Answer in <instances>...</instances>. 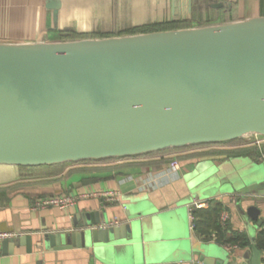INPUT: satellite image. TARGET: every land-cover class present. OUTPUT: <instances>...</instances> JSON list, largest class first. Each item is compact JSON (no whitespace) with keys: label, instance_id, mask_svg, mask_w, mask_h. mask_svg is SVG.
<instances>
[{"label":"water","instance_id":"obj_1","mask_svg":"<svg viewBox=\"0 0 264 264\" xmlns=\"http://www.w3.org/2000/svg\"><path fill=\"white\" fill-rule=\"evenodd\" d=\"M62 5L46 2L55 11ZM256 135L264 136V16L104 38L0 41V164L129 157ZM228 189L264 197V169H245ZM88 217L77 230L47 233L45 242L60 249L87 236L108 248L142 241L134 217L121 225L108 224L104 211ZM209 251L187 247L179 264H262L257 246L240 262L213 263Z\"/></svg>","mask_w":264,"mask_h":264},{"label":"crops","instance_id":"obj_2","mask_svg":"<svg viewBox=\"0 0 264 264\" xmlns=\"http://www.w3.org/2000/svg\"><path fill=\"white\" fill-rule=\"evenodd\" d=\"M46 2L0 0V41L104 38L264 16V0H62L59 11L48 9ZM247 138L235 144L187 145L129 157L0 164V230L26 239L5 244L3 240L0 264H138L142 259L179 264L185 249L195 245L210 250L207 256L213 263L219 257L229 262L252 258L264 227V197L228 189L245 169L255 164L264 169V140ZM175 158L181 164L176 171L170 167ZM107 190L117 191L118 198L108 201L93 194ZM61 195H71L75 202L33 208L37 198ZM196 199L209 205L192 218L189 205ZM211 202L228 212L227 229ZM250 206L258 208L255 216L247 211ZM100 211L108 224L121 225L134 217L142 241L138 245L119 241L108 248L87 236L79 238L80 245L60 249L45 242L47 233L77 230L90 213ZM240 232L249 243L226 242ZM261 260L264 264V251Z\"/></svg>","mask_w":264,"mask_h":264},{"label":"built area","instance_id":"obj_3","mask_svg":"<svg viewBox=\"0 0 264 264\" xmlns=\"http://www.w3.org/2000/svg\"><path fill=\"white\" fill-rule=\"evenodd\" d=\"M253 141L255 140L256 143H260L262 140H264V136H258L256 135L255 137L252 138ZM180 160L175 158L171 160L170 162V167L172 170H178L180 168ZM95 195H101L106 198L108 201H113L118 198L119 194L117 191L113 190H107V191H101V192H96L93 193ZM75 202V198L71 195H61V196H44L37 198L34 203H33V208H47L51 206H61V207H66L69 206L70 204ZM209 205L208 201L206 202L205 200H194L192 203L189 205L190 209V216L194 218V209L196 208H201V207H207ZM229 214L227 211H223L220 214L221 222L223 225H226V222L228 220ZM264 226V222H263ZM193 227V225H192ZM13 235L11 232H6L0 230V256L2 252V241L6 238H9Z\"/></svg>","mask_w":264,"mask_h":264},{"label":"trees","instance_id":"obj_4","mask_svg":"<svg viewBox=\"0 0 264 264\" xmlns=\"http://www.w3.org/2000/svg\"><path fill=\"white\" fill-rule=\"evenodd\" d=\"M240 142H243L242 140H238V139H235V140H231L229 141L228 143L230 144H235V143H240ZM211 144H214V143H210V144H201V145H211ZM241 151L244 150L243 148L240 149ZM239 150V151H240ZM255 150V149H254ZM237 152V151H236ZM258 152V150H257ZM215 207L214 211L216 212V214L220 217V214H221V211L220 210V207L218 205H216L215 203L211 202L210 204V207ZM202 210V207L201 208H196L194 210V213L195 214H199V212H201ZM223 225V224H222ZM225 226V225H223ZM225 228L227 229V226H225ZM224 228V229H225ZM224 236V234H223ZM226 237V235H225ZM226 242L228 243H232V242H236L238 243L239 245H245L247 243H249V240L246 238L245 234L243 233H238V234H235L234 238H229V239H226ZM256 246L261 250V251H264V227L263 229L261 230L259 236H258V239H257V242H256Z\"/></svg>","mask_w":264,"mask_h":264},{"label":"rangeland","instance_id":"obj_5","mask_svg":"<svg viewBox=\"0 0 264 264\" xmlns=\"http://www.w3.org/2000/svg\"><path fill=\"white\" fill-rule=\"evenodd\" d=\"M247 139H248L247 137L246 138L244 137V138H239L238 140H242L243 142H245ZM224 144H228V142H226Z\"/></svg>","mask_w":264,"mask_h":264}]
</instances>
